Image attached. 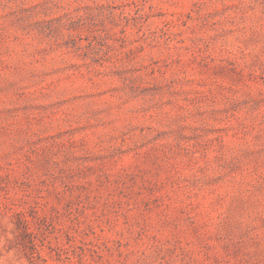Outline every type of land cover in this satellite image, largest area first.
<instances>
[{
    "label": "rangeland",
    "instance_id": "374dc122",
    "mask_svg": "<svg viewBox=\"0 0 264 264\" xmlns=\"http://www.w3.org/2000/svg\"><path fill=\"white\" fill-rule=\"evenodd\" d=\"M0 264H264V0H0Z\"/></svg>",
    "mask_w": 264,
    "mask_h": 264
}]
</instances>
